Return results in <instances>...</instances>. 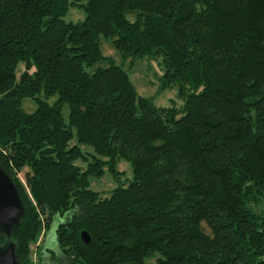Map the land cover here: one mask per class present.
I'll return each instance as SVG.
<instances>
[{
	"label": "trees",
	"instance_id": "obj_1",
	"mask_svg": "<svg viewBox=\"0 0 264 264\" xmlns=\"http://www.w3.org/2000/svg\"><path fill=\"white\" fill-rule=\"evenodd\" d=\"M137 58L181 107L139 93ZM0 165L22 264H45L54 223V264H264V0H0Z\"/></svg>",
	"mask_w": 264,
	"mask_h": 264
},
{
	"label": "rangeland",
	"instance_id": "obj_2",
	"mask_svg": "<svg viewBox=\"0 0 264 264\" xmlns=\"http://www.w3.org/2000/svg\"><path fill=\"white\" fill-rule=\"evenodd\" d=\"M85 12L75 6H71L68 13L65 16L67 21H79L85 18ZM103 47L105 54L112 56L116 61H121L120 54L113 48L112 44L103 38ZM125 68L131 73L132 78L138 88L140 94L153 97L158 106H177L181 107L184 104V100L178 96L176 88H162L161 82L158 80L159 75H161V69L157 61H151L148 58H137L129 59L126 62ZM58 95H53L49 101L54 102ZM25 110L28 112H33L37 108L36 102L32 98H25L22 103ZM63 113L65 119L69 121L70 117V107L66 102L63 106ZM119 169L121 171L127 172V178L132 177V167L130 163L126 161H121L119 164ZM117 186L116 182L113 180L111 173L106 172L102 178H91L90 188L94 191L101 193L103 196L109 195L108 193ZM259 211L264 214V202L259 206ZM56 223L49 230L45 244L46 248L54 251L56 254L59 253V246L57 242L56 235ZM45 264L53 263L49 261L50 257L46 259L44 257ZM35 261H38V256L35 257ZM47 261V262H46ZM54 264V263H53Z\"/></svg>",
	"mask_w": 264,
	"mask_h": 264
},
{
	"label": "water",
	"instance_id": "obj_3",
	"mask_svg": "<svg viewBox=\"0 0 264 264\" xmlns=\"http://www.w3.org/2000/svg\"><path fill=\"white\" fill-rule=\"evenodd\" d=\"M23 216L24 205L20 192L12 178L0 165V233L10 238ZM82 239L86 244L91 242L87 232L82 233ZM0 264H22L14 244L8 243L0 248Z\"/></svg>",
	"mask_w": 264,
	"mask_h": 264
},
{
	"label": "crops",
	"instance_id": "obj_4",
	"mask_svg": "<svg viewBox=\"0 0 264 264\" xmlns=\"http://www.w3.org/2000/svg\"><path fill=\"white\" fill-rule=\"evenodd\" d=\"M45 246H46V244H45ZM48 250H50V249L46 248V250H45V252H44V257H45L46 259L49 258V257H48L49 254H47ZM46 254H47V255H46Z\"/></svg>",
	"mask_w": 264,
	"mask_h": 264
}]
</instances>
